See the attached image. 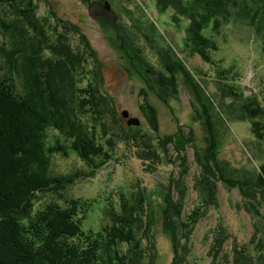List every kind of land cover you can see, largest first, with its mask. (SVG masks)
Wrapping results in <instances>:
<instances>
[{"label":"trees","instance_id":"1","mask_svg":"<svg viewBox=\"0 0 264 264\" xmlns=\"http://www.w3.org/2000/svg\"><path fill=\"white\" fill-rule=\"evenodd\" d=\"M155 6L159 13H170L175 25L188 21L184 39L186 49L199 54L214 67L217 79L231 90L229 100L242 106L251 132L264 145V106L259 94H249L242 89L237 81L239 78H235L240 76L236 64L226 67L214 58L215 53L222 50L227 30L236 21L264 41V0H155ZM4 8L11 10L14 17L7 25L0 15V28H7L3 32L9 40V46L0 45V264H129L121 249L124 243L137 241L136 223L141 220L143 208L130 207L124 200L122 210L114 207L107 210L110 222L100 231L84 233L76 217L77 209H83L77 200H69L68 207H62L56 201L42 200L46 193H55L56 188L66 189L78 181L94 178L103 165L114 166V155L98 143L103 136L96 132L102 126L97 127L93 121L89 125V115L98 114L100 110L95 103L83 102L84 97L95 92L94 88V91H86L88 88L83 86L89 63L85 61L80 70L71 64L73 82L69 83L63 71V61L68 54L62 40L64 30L53 24L56 13L50 12L45 21L40 22L36 17L39 13L37 0H0V10ZM74 28L91 52L93 48L82 27L74 25ZM130 44L134 59L146 66L149 73L151 70L139 50ZM159 53L163 56L161 50ZM163 61L164 71L149 78L153 82L152 88L156 92L175 93L182 80L193 95L192 117H198L202 127L208 130L204 139L208 145L196 153L203 170L200 187L204 203L200 207L204 209H194L188 218L183 216L182 198L186 191L183 183L181 188L178 187L181 198L172 195L170 185L165 187V208L156 214L172 242L174 258L169 264H199L190 259V243L207 208L218 204L219 180H213L216 173L228 189L241 190L244 207L254 218L250 240L247 243L233 241V264H264V160L260 163L257 180L253 182L229 177L220 164V142L211 105L202 98L200 84L177 55L163 57ZM73 97L78 103L75 104L79 115L76 108L74 112L67 106L68 99ZM154 115L157 121V113ZM130 128L135 130L129 138L135 145V155L151 164L162 162L157 161L156 147L159 146L150 136H143L138 126ZM52 129L63 134L58 151L53 145L55 140L52 143L48 140ZM76 131L80 132L73 135ZM70 154L82 157L87 170L70 175L57 174L52 164L54 157ZM186 159V156L178 159L183 178L187 174L184 169ZM143 197L147 203L146 196ZM87 205L89 207L90 202ZM153 223L147 224V227L151 226V233ZM213 235L208 252L212 257L211 264H224L225 245L232 235L223 221Z\"/></svg>","mask_w":264,"mask_h":264},{"label":"rangeland","instance_id":"2","mask_svg":"<svg viewBox=\"0 0 264 264\" xmlns=\"http://www.w3.org/2000/svg\"><path fill=\"white\" fill-rule=\"evenodd\" d=\"M107 2L110 4L109 9L106 7ZM37 4L39 13H36V17L40 22L45 21V16L50 15V12H54L56 17L53 24H58L64 30L65 37L62 40L68 54L63 61V71L69 83L73 82L70 77L71 64L80 70L85 61L89 63L86 75L89 78L85 79L83 86L88 88L86 91L94 88L92 94L95 96L91 94L88 98L84 97L83 102L95 103L100 110L98 114L89 115V125L94 122L97 127L102 126L96 132L103 136L98 143L116 159H112L114 166L103 165L94 178L78 181L66 189L56 188L55 193H46L42 200L56 201L62 207H68L71 199L77 200L83 209H77L76 217L84 233L87 230L100 231L110 222L107 210L112 207L122 210L124 200H127L130 207L143 208L141 220L136 223L137 241L133 244L124 243L122 253L127 256L129 264H169L174 258L172 242L156 214L165 208V187L170 185L172 195L179 198L178 187L181 188L183 183L186 187L182 198L183 216L188 218L194 209H204L200 207L204 203L200 187L203 170L196 159V153L208 145L204 141L208 130L202 127L198 117H192L193 95L182 80L175 93L156 92L152 88L153 82L149 78H155L157 72L164 71L163 57L171 55L174 58V54L177 55L200 84L202 98L211 105L213 124L220 142V164L229 177L249 182L257 180L260 163L264 160L263 143L251 132L242 106L229 100L231 90L217 79L214 67L199 54L186 49L184 39L188 21L175 25L170 13L157 11L155 0H37ZM0 15L7 25L14 17L7 8L1 9ZM74 25L82 27L93 48L91 52L75 32ZM6 29L2 26L0 28V45L9 46L8 36L3 32ZM130 42L139 50L151 70L149 73L146 66L134 59ZM214 58L221 60L226 67L236 64L240 76L235 78H239L237 81L242 89L249 94L257 92L264 106L262 39L240 21H236L227 30L222 50L216 52ZM75 103L74 97L72 100L69 98L67 106L74 112L76 108L77 112L79 110ZM125 109L140 118L139 132L143 136H150L153 143L159 146L156 147L157 161L162 162L151 164L135 155V145L129 139L135 130L130 128L134 126H129L123 120L122 111ZM77 132L80 131L73 135ZM61 138L64 139L60 131L51 130L48 140L50 143L55 140L53 145L57 151L62 144ZM191 140L194 141L193 145ZM184 156L187 158L184 162L187 171L185 178L178 161ZM81 158L77 154L55 156L53 168L61 175L87 170ZM213 180H219L218 204L208 207L198 223L190 243V259L193 263L198 261L199 264H211L212 257L208 252L214 240L213 231L223 221L232 235L225 245L224 264H233V241L237 239L247 243L250 240L254 218L244 207V196L239 188L228 189L217 173ZM143 196H146L147 203H144ZM87 202H90L89 207ZM139 204L141 207H138ZM150 221L155 224L152 233L151 226L147 227Z\"/></svg>","mask_w":264,"mask_h":264},{"label":"water","instance_id":"3","mask_svg":"<svg viewBox=\"0 0 264 264\" xmlns=\"http://www.w3.org/2000/svg\"><path fill=\"white\" fill-rule=\"evenodd\" d=\"M106 7H107V9L110 8L109 2H107ZM122 115H123L124 119L127 120V124L129 126H140L141 125L140 118L137 116H131V112L129 110H127V109L123 110Z\"/></svg>","mask_w":264,"mask_h":264},{"label":"flooded vegetation","instance_id":"4","mask_svg":"<svg viewBox=\"0 0 264 264\" xmlns=\"http://www.w3.org/2000/svg\"><path fill=\"white\" fill-rule=\"evenodd\" d=\"M131 116H134V115H132V113H131Z\"/></svg>","mask_w":264,"mask_h":264}]
</instances>
